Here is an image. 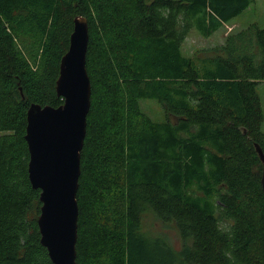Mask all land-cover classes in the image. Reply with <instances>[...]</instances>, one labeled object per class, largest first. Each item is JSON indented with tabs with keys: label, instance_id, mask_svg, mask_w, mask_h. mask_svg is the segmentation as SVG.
<instances>
[{
	"label": "trees",
	"instance_id": "obj_1",
	"mask_svg": "<svg viewBox=\"0 0 264 264\" xmlns=\"http://www.w3.org/2000/svg\"><path fill=\"white\" fill-rule=\"evenodd\" d=\"M256 1L0 0V264H53L27 115L33 103L63 105L56 85L79 16L90 29L92 102L77 264H264V29L183 52L193 29L209 38ZM149 216L177 229L181 249L147 237Z\"/></svg>",
	"mask_w": 264,
	"mask_h": 264
},
{
	"label": "water",
	"instance_id": "obj_2",
	"mask_svg": "<svg viewBox=\"0 0 264 264\" xmlns=\"http://www.w3.org/2000/svg\"><path fill=\"white\" fill-rule=\"evenodd\" d=\"M89 40L88 20L79 16L75 19L69 50L61 60L56 85L63 105L55 108L33 103L27 115L25 139L30 152L29 178L33 188L41 191L38 225L41 243L47 248L53 264H77V194L92 102L87 70ZM256 147L263 163L261 185L264 193V152L259 145Z\"/></svg>",
	"mask_w": 264,
	"mask_h": 264
},
{
	"label": "rangeland",
	"instance_id": "obj_3",
	"mask_svg": "<svg viewBox=\"0 0 264 264\" xmlns=\"http://www.w3.org/2000/svg\"><path fill=\"white\" fill-rule=\"evenodd\" d=\"M230 24L232 26L221 29L209 38L202 36L196 29H193L183 44L184 54L191 55L198 49L223 43L224 37L233 29H243L251 24H258L260 28L264 29V0H257L254 5L233 19ZM257 91L264 109V81L258 84ZM141 105L145 112L155 120L164 119V110L159 102L145 99L141 101ZM143 225V232L146 233L149 239L153 241L162 239L170 243L174 248L181 249L182 237L174 226L168 225L161 219L151 216L148 217Z\"/></svg>",
	"mask_w": 264,
	"mask_h": 264
},
{
	"label": "crops",
	"instance_id": "obj_4",
	"mask_svg": "<svg viewBox=\"0 0 264 264\" xmlns=\"http://www.w3.org/2000/svg\"><path fill=\"white\" fill-rule=\"evenodd\" d=\"M234 26V25H233ZM263 127H264V124H263ZM263 131H264V128H263Z\"/></svg>",
	"mask_w": 264,
	"mask_h": 264
}]
</instances>
